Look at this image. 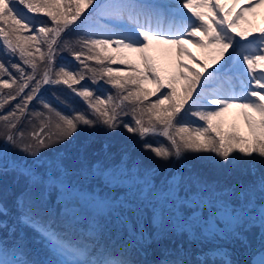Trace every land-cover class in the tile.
<instances>
[{"label": "snow or ice", "instance_id": "6c2138e0", "mask_svg": "<svg viewBox=\"0 0 264 264\" xmlns=\"http://www.w3.org/2000/svg\"><path fill=\"white\" fill-rule=\"evenodd\" d=\"M260 9L0 0V264H264Z\"/></svg>", "mask_w": 264, "mask_h": 264}, {"label": "rangeland", "instance_id": "374dc122", "mask_svg": "<svg viewBox=\"0 0 264 264\" xmlns=\"http://www.w3.org/2000/svg\"><path fill=\"white\" fill-rule=\"evenodd\" d=\"M221 2H223V0H221ZM254 25H255V27H264V16L261 15V21H257L256 18H255V20H254ZM187 46H188V48H189L191 51H194V49H195V50H197L199 53H201V54L203 55V57H201V59H204V58H205L204 53H203L200 49H197V48L193 47V45H191V44H188ZM194 53L196 54L195 51H194ZM64 55H65L66 57H68V58H71L69 55H67V52H65ZM196 55H197V54H196ZM46 87H47V86H46ZM93 87H95V85H93ZM106 87H107V86H106ZM48 96H49V97L52 96V92H51V91L48 92ZM77 99H78V98H77ZM69 102H70V103H73L74 106H78V105L75 104V101H69ZM60 107L63 108V106H60ZM64 110L66 111L67 109H64ZM233 118H236V112H235V110H233V112L230 113L229 116H228V119H229V120H232ZM76 143H77V144L82 143V142L78 141V137L76 138ZM144 155H145V162L148 163V162H149L148 159H147L148 154H144ZM187 159H188L189 161H192V162L194 163L195 168H198V165H199V167L203 168L204 173H206V174H208V175H210V176H212V175L215 174V169H214V167H213V165H212L211 163L194 161L193 157H191V156H189Z\"/></svg>", "mask_w": 264, "mask_h": 264}, {"label": "bare ground", "instance_id": "6f19581e", "mask_svg": "<svg viewBox=\"0 0 264 264\" xmlns=\"http://www.w3.org/2000/svg\"><path fill=\"white\" fill-rule=\"evenodd\" d=\"M240 1H242L243 3H246V0H240ZM259 11V13L261 14V13H263L264 14V9H260V10H258ZM260 18V15L257 17V19H259Z\"/></svg>", "mask_w": 264, "mask_h": 264}, {"label": "trees", "instance_id": "16d2710c", "mask_svg": "<svg viewBox=\"0 0 264 264\" xmlns=\"http://www.w3.org/2000/svg\"><path fill=\"white\" fill-rule=\"evenodd\" d=\"M84 138H85V137L79 135V136H78V141H82Z\"/></svg>", "mask_w": 264, "mask_h": 264}]
</instances>
